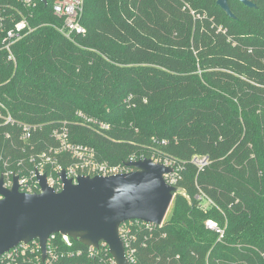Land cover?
Segmentation results:
<instances>
[{
    "label": "trees",
    "instance_id": "16d2710c",
    "mask_svg": "<svg viewBox=\"0 0 264 264\" xmlns=\"http://www.w3.org/2000/svg\"><path fill=\"white\" fill-rule=\"evenodd\" d=\"M57 1L0 0V173L29 177L30 159L57 146L53 132L64 126L72 144L111 165L165 154L186 162L180 191L163 226L138 234L136 264H264V0H229L235 18L217 0H82L86 34L70 38ZM23 17L32 31L11 60L3 38ZM23 126L32 128L26 142ZM194 156L208 165L200 170ZM197 195L214 206L202 210ZM208 219L225 228L223 242ZM56 242L70 250L60 234Z\"/></svg>",
    "mask_w": 264,
    "mask_h": 264
},
{
    "label": "water",
    "instance_id": "95a60500",
    "mask_svg": "<svg viewBox=\"0 0 264 264\" xmlns=\"http://www.w3.org/2000/svg\"><path fill=\"white\" fill-rule=\"evenodd\" d=\"M45 6L48 0H40ZM255 8L250 0H237ZM229 17L235 18L229 0H217ZM134 172L115 176H80L77 183L60 176L63 190L56 192L46 175L36 170L41 191H20L19 178L11 189L0 176V259L21 243L38 240L46 258L47 242L52 235L70 237L85 247L108 245L116 264H130L120 237V225L140 220L160 226L164 223L178 188L166 183L171 168L151 159L128 163ZM1 264V263H0Z\"/></svg>",
    "mask_w": 264,
    "mask_h": 264
},
{
    "label": "built area",
    "instance_id": "2783aa9c",
    "mask_svg": "<svg viewBox=\"0 0 264 264\" xmlns=\"http://www.w3.org/2000/svg\"><path fill=\"white\" fill-rule=\"evenodd\" d=\"M24 5L28 8L34 7V0H22ZM54 14L58 17L64 18V26L61 29L62 33L67 37L72 35H85L86 28L81 23V17L83 14V1L82 0H60L55 2L53 6ZM222 30V28H220ZM32 29L29 26L27 18L23 17L17 22L14 27L7 31L6 36L3 38L5 49L10 54L9 59L15 60L12 53V46L26 36L27 32H31ZM83 117L80 114V117ZM85 121L88 124L94 123L103 130H109V125L98 123L92 119L84 116ZM9 121L11 119L9 118ZM30 126H23L22 139L26 142L31 134ZM53 137L57 141V146L51 147L48 152H44L40 155V162L36 161V158H31L30 161L35 163V167L30 171L29 177H22L21 175L12 172L4 171L0 173L4 177V187L11 189L14 184V177L19 178L20 191L23 193H39L41 191L39 181L36 176V170L41 175H46L48 184L55 189L56 192L63 190L64 183L60 176L61 172L65 171L68 179H72L74 183L80 176H115L120 174H126L134 172L135 169L127 166L128 163L137 162L140 160L151 159L154 163L164 165L172 169V171L164 175L166 183L170 186L178 188V184L182 180V174L185 171L186 162H180L175 158L169 157L165 154H159L155 152L151 158L145 156L137 157L131 156L125 163L111 165L108 162L99 161L97 153L93 148L83 145L72 144L69 140V130L66 126L56 129L53 132ZM166 144V142H163ZM62 155L69 156L72 161L69 165L64 167L58 163V157ZM191 163L197 166L200 170L206 167L209 163L207 157L194 156ZM4 167H7V163H4ZM178 188V192H179ZM197 200L200 202L199 207L202 210L209 209L210 206H214V202L206 196L197 195ZM164 224V223H163ZM152 223H147L140 220H129L123 222L120 225V237L125 246V253L127 260L130 264H136L138 261V248L136 246L138 240V234L141 232L153 233L158 227ZM206 229L214 232L218 235V242L225 240V228L221 227L217 221L208 219L205 222ZM61 243L63 246L70 250L66 253H60V246L56 242V234L52 235L47 242L46 258L43 260V253L38 240H33L27 244L21 243L17 247L9 250L1 256V264H55L61 256H81L84 253L89 257L94 258L99 256L100 252L109 251V247L106 243L101 242L98 248L87 247V251L74 248V241L68 237L61 235ZM111 255V254H110ZM171 261V260H169ZM177 264H181L180 256H177ZM108 264H116L115 260L111 256L108 259ZM216 264H221L219 260L215 261ZM230 263V262H229ZM228 263V264H229ZM206 264H210L209 257L206 258ZM233 264H249L247 261L234 262ZM259 264V263H255Z\"/></svg>",
    "mask_w": 264,
    "mask_h": 264
},
{
    "label": "rangeland",
    "instance_id": "374dc122",
    "mask_svg": "<svg viewBox=\"0 0 264 264\" xmlns=\"http://www.w3.org/2000/svg\"><path fill=\"white\" fill-rule=\"evenodd\" d=\"M168 214H169V212H168ZM168 214H167V216H168Z\"/></svg>",
    "mask_w": 264,
    "mask_h": 264
}]
</instances>
